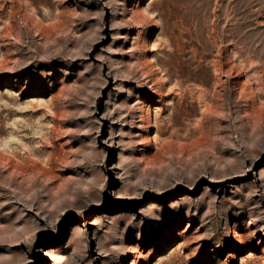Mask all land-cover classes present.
Returning a JSON list of instances; mask_svg holds the SVG:
<instances>
[{
    "label": "rangeland",
    "instance_id": "rangeland-1",
    "mask_svg": "<svg viewBox=\"0 0 264 264\" xmlns=\"http://www.w3.org/2000/svg\"><path fill=\"white\" fill-rule=\"evenodd\" d=\"M0 264H264V0H0Z\"/></svg>",
    "mask_w": 264,
    "mask_h": 264
}]
</instances>
